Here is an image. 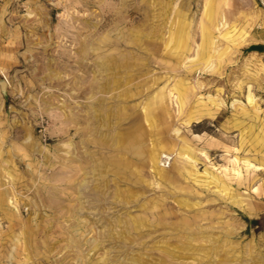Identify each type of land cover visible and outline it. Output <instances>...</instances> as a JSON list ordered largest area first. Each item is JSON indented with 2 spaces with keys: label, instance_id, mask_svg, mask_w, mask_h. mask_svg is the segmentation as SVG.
Segmentation results:
<instances>
[{
  "label": "rangeland",
  "instance_id": "1",
  "mask_svg": "<svg viewBox=\"0 0 264 264\" xmlns=\"http://www.w3.org/2000/svg\"><path fill=\"white\" fill-rule=\"evenodd\" d=\"M0 264H264V0H0Z\"/></svg>",
  "mask_w": 264,
  "mask_h": 264
},
{
  "label": "bare ground",
  "instance_id": "2",
  "mask_svg": "<svg viewBox=\"0 0 264 264\" xmlns=\"http://www.w3.org/2000/svg\"><path fill=\"white\" fill-rule=\"evenodd\" d=\"M178 34V33H177ZM203 45H206L207 43H208V37H206L205 35V31L203 30ZM178 39H179V41L181 40V37H178ZM250 95V94H249ZM248 99V98H247ZM249 100V102L251 103L252 102V98H249L248 99ZM248 102V103H249ZM160 155H162L163 157H166V155H164V153L161 151V152H159L158 150H156V149H152L151 150V160H152V162H153V164L156 166V163H157V160H158V157L160 156ZM156 169H157V171H158V173H161V174H164V170H161V169H159V168H157V166H156Z\"/></svg>",
  "mask_w": 264,
  "mask_h": 264
},
{
  "label": "water",
  "instance_id": "3",
  "mask_svg": "<svg viewBox=\"0 0 264 264\" xmlns=\"http://www.w3.org/2000/svg\"><path fill=\"white\" fill-rule=\"evenodd\" d=\"M2 86L5 87V84L3 83Z\"/></svg>",
  "mask_w": 264,
  "mask_h": 264
}]
</instances>
